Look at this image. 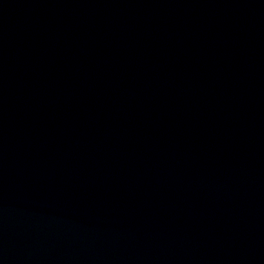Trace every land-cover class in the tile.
I'll list each match as a JSON object with an SVG mask.
<instances>
[{
    "label": "water",
    "instance_id": "obj_1",
    "mask_svg": "<svg viewBox=\"0 0 264 264\" xmlns=\"http://www.w3.org/2000/svg\"><path fill=\"white\" fill-rule=\"evenodd\" d=\"M0 264H264V0H0Z\"/></svg>",
    "mask_w": 264,
    "mask_h": 264
}]
</instances>
